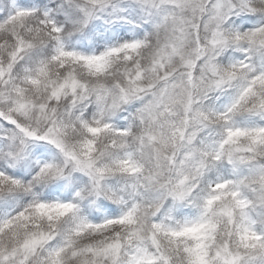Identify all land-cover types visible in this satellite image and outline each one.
<instances>
[{
    "label": "snow or ice",
    "instance_id": "snow-or-ice-1",
    "mask_svg": "<svg viewBox=\"0 0 264 264\" xmlns=\"http://www.w3.org/2000/svg\"><path fill=\"white\" fill-rule=\"evenodd\" d=\"M0 264H264V0H0Z\"/></svg>",
    "mask_w": 264,
    "mask_h": 264
}]
</instances>
